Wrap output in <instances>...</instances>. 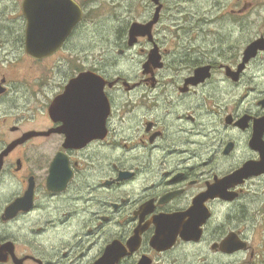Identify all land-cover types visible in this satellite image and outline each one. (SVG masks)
<instances>
[{
    "label": "flooded vegetation",
    "instance_id": "flooded-vegetation-1",
    "mask_svg": "<svg viewBox=\"0 0 264 264\" xmlns=\"http://www.w3.org/2000/svg\"><path fill=\"white\" fill-rule=\"evenodd\" d=\"M15 1L0 2V157L31 136L3 157L0 264L254 256L240 223L264 188V0H149L139 19H115L108 0H52L48 21L66 11L67 25L48 26L60 34L43 51L28 49ZM134 22L150 31L131 44ZM231 234L248 250L225 251Z\"/></svg>",
    "mask_w": 264,
    "mask_h": 264
},
{
    "label": "rangeland",
    "instance_id": "rangeland-1",
    "mask_svg": "<svg viewBox=\"0 0 264 264\" xmlns=\"http://www.w3.org/2000/svg\"><path fill=\"white\" fill-rule=\"evenodd\" d=\"M3 0H0V2ZM6 4L14 6L16 9V1L15 0H5ZM20 1V0H18ZM101 4H106V0H98ZM110 2H114L113 4V9H114V14H115V19L117 12H120L118 15L120 16H129L131 18H136L139 19L141 13H142V8H138L141 5H145L147 7V3L149 0H108ZM146 3V4H145ZM202 3V0H167V8H173V9H180V8H188V7H201L200 4ZM109 5V4H108ZM107 5V6H108ZM117 5L120 7V9L117 11ZM126 7L124 8V6ZM109 7H111L109 5ZM123 8V9H122ZM122 9V11H121ZM140 9V10H139ZM3 11L2 13L4 14ZM177 11H166L165 12V22L164 24H172L169 23V18L173 14H176ZM2 14V15H3ZM177 22L181 23L180 20L177 19ZM23 73V72H20ZM24 112V111H22ZM25 129H22V131ZM2 136L4 137V128H2ZM7 137L12 138L13 134L8 131ZM31 151H40L39 149H32ZM30 151V152H31ZM36 155V153H35ZM29 157H34V156H29ZM30 158V159H31ZM2 183V182H1ZM4 183V182H3ZM254 190L257 191L256 196L251 197V200L248 202V206L243 207V212H245L246 216L244 217L245 222H241L240 224L242 225V229L244 230V233L248 236V243L250 245V248L254 250V256H250V250L248 252H243L241 254V264H264V188L262 189H256L253 188ZM227 210H225V213ZM246 251L248 249H245Z\"/></svg>",
    "mask_w": 264,
    "mask_h": 264
},
{
    "label": "water",
    "instance_id": "water-1",
    "mask_svg": "<svg viewBox=\"0 0 264 264\" xmlns=\"http://www.w3.org/2000/svg\"><path fill=\"white\" fill-rule=\"evenodd\" d=\"M155 2H159V0H154ZM53 2L52 0H24L23 8L25 14L28 16L30 23H29V29H28V49H38L40 51H43V49H46L45 46L49 47L48 45L52 46L54 42H49L47 44L46 41V35H58L60 34L59 30L57 29L52 30L51 27L48 28L50 25H55L57 28H61L63 26H66L67 24L63 22L64 17H67V12L61 11V16H59V21L55 23H51L48 21V18L55 17L57 14L55 11V7H48L47 3ZM162 6L159 5L157 14L152 22L149 23V26L153 25L158 21L159 18V12L161 10ZM80 16H78L77 21H79ZM142 24L139 22H134L132 29H131V39L130 43L132 44L133 41H135L136 36L146 34L150 31V29H144L142 28ZM148 26V25H145ZM71 28V26H69ZM70 28L66 30V33L70 31ZM46 42V44H45ZM57 45V44H56ZM31 136V133L25 134L21 139H19L17 142L11 144L1 155L0 157V172L3 165V157L9 153V151L18 143H22L24 140H26L28 137ZM250 167L241 169L240 173L241 176H247V173L249 171ZM15 208H20L16 205H11L7 208L6 217L10 218L12 215V212ZM247 243L243 242L235 237L234 234H231L227 237V239L223 243V249L228 252H233L237 249H246ZM2 250H10L9 243H6L4 245L0 244V261L5 260V256L2 253Z\"/></svg>",
    "mask_w": 264,
    "mask_h": 264
},
{
    "label": "bare ground",
    "instance_id": "bare-ground-1",
    "mask_svg": "<svg viewBox=\"0 0 264 264\" xmlns=\"http://www.w3.org/2000/svg\"><path fill=\"white\" fill-rule=\"evenodd\" d=\"M2 42V41H1ZM5 55V54H4Z\"/></svg>",
    "mask_w": 264,
    "mask_h": 264
}]
</instances>
